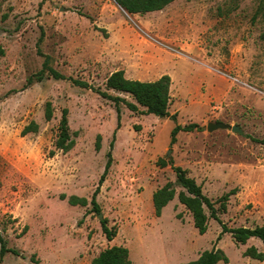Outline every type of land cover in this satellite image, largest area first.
I'll list each match as a JSON object with an SVG mask.
<instances>
[{"label": "rangeland", "instance_id": "374dc122", "mask_svg": "<svg viewBox=\"0 0 264 264\" xmlns=\"http://www.w3.org/2000/svg\"><path fill=\"white\" fill-rule=\"evenodd\" d=\"M0 45V231L26 256L7 254L0 264H32L33 254L42 264H92L116 245L130 250L134 264L186 263L218 245L228 264H264L244 256L252 246L264 252L259 239L242 245L227 233L219 240L223 228L214 219L200 235L185 208L174 219L168 207L159 220L150 207V194L176 181L172 167L159 164L173 158L217 207L233 192L230 211L220 215L229 228L264 225V0H176L145 15H131L115 0H2ZM46 57L67 80L37 81ZM119 70L141 81L170 75V113L185 108L177 123L199 128L180 132L171 144L175 121L121 102L118 129L116 102L95 89L136 104L107 89ZM47 102L54 106L51 121ZM65 108L76 140L69 153L55 148ZM33 121L39 132L23 137ZM209 123L244 133L209 132ZM115 133L114 163L98 196L100 219L91 199ZM236 163L244 164V191L233 180L219 187L225 174L236 176ZM74 195L89 206L70 205ZM104 219L117 230L113 241L103 233Z\"/></svg>", "mask_w": 264, "mask_h": 264}, {"label": "trees", "instance_id": "16d2710c", "mask_svg": "<svg viewBox=\"0 0 264 264\" xmlns=\"http://www.w3.org/2000/svg\"><path fill=\"white\" fill-rule=\"evenodd\" d=\"M117 4L131 15H145L152 12H158L165 9L176 0H115ZM2 0H0L1 4ZM5 51L0 45V55H4ZM50 57H46L43 69L37 76V81L42 82L45 76L48 75L56 80H67L68 78L58 72L50 65ZM33 79H30L28 84H32ZM76 84L88 88L89 85L84 82L75 81ZM171 84L172 79L170 75H163L155 81H141L128 79L124 70L114 72L106 81V87L108 90H114L119 93L130 95L136 102V104L128 102L125 98L116 97L110 95L107 92H102L95 89V92L100 94L102 98H106L116 102L118 108V129L121 128V110L119 104L121 102L128 105V107L138 112L139 107L143 108L142 114L155 115L160 119L170 118L176 122V126L171 133V144H175L177 136L180 132H192L199 128L197 124H191L188 126H182L177 123V115L170 113L171 105ZM54 117V106L52 102H47L45 106V118L47 121H51ZM39 125L33 121L26 126L21 135L27 136L30 133H38ZM116 133L114 134L113 141L110 144V150L107 153V162L105 170L100 177L99 184L95 189L92 199L91 212L100 214L102 213L101 206L98 202V196L101 193L102 186L107 180L110 170L114 163L113 149L115 146ZM76 146V140L73 138L69 121V109L65 108L62 111V118L59 125V133L55 140L56 150L69 153ZM95 148L99 152L102 149V136L98 135L95 142ZM56 151L52 150L49 153L50 157H54ZM159 164L162 167L171 166L175 175L176 181H168L163 187L159 188L153 194V204L155 209V215L161 217L163 209L178 197L179 202L186 207V209L192 214L194 227L198 230L200 235H205L209 230V221L214 219L223 228L219 240L223 234H230L232 239L237 244L246 245L252 238H257L264 244V226H258L256 228L238 227L229 228L220 215L225 214L228 211V202L233 192L224 195L221 199L220 206L217 207L208 196L204 194L202 185L198 184L196 179L189 175V171L182 166L175 165L174 159L169 158L167 160L161 159ZM63 200L66 199L65 195H62ZM69 203L72 206L88 207L90 202L85 197L71 196ZM103 233L109 241H113L117 236V230L108 226V221L104 219L102 222ZM7 254H12L16 257L26 256L18 249L8 246V242L4 239L0 231V260L3 262ZM245 257H251L253 259L264 261V253L260 252L256 247L252 246L244 253ZM32 264H42L41 260L36 254L30 257ZM221 262L228 264L230 259L226 252L221 248H214L212 250L204 251L197 260L190 261L181 264H220ZM92 264H134L130 257V250L125 246H112L102 251L92 261Z\"/></svg>", "mask_w": 264, "mask_h": 264}, {"label": "crops", "instance_id": "0c3cea01", "mask_svg": "<svg viewBox=\"0 0 264 264\" xmlns=\"http://www.w3.org/2000/svg\"><path fill=\"white\" fill-rule=\"evenodd\" d=\"M185 108H182V110H181V108L180 109H177V111H175V113L174 114H177L178 116H179V118L181 117V115L185 112ZM173 114V115H174ZM231 166H232V169L234 170V172L236 173V176H233V175H226L225 174V177L222 179V181H216L217 183H218V185H219V187H221V188H224V189H227V187L229 186V184H228V182L229 181H231V180H233L234 181V183H236V185L237 186H240V188L242 189V191H244V187H243V184H244V181H243V176H242V174L244 173V164H240V163H236V165H234V164H231ZM184 168V167H183ZM184 169H186V168H184ZM187 170V169H186ZM226 173V172H225ZM190 175V174H189ZM194 178V177H193ZM230 178H232V179H230ZM197 181V180H196ZM198 183V182H197ZM231 183H233V182H231ZM199 184V183H198ZM210 184H212V181L210 182ZM161 187H163V186H161ZM161 187H158L156 190H154V192L155 191H157L159 188H161ZM254 190H255V186L252 188V190H250V193H254ZM204 191V190H203ZM154 192H152L151 194H150V199H151V203H150V207L154 210V212H155V209H154V204H153V194H154ZM205 194V193H204ZM242 194H243V192H241V193H239L238 195H237V197L238 198H244L243 196H242ZM176 199H178V197H176L172 202H170L164 209H163V211H162V215H161V217H158V219L159 220H162L163 219V216H164V213H165V211H166V209L168 208V207H172V218H174V216L176 217V215L177 214H180V212H182L183 210H184V208L186 209V207L184 206V205H182L180 202H179V199H178V203H176L177 201H176ZM187 210V209H186ZM188 211V210H187ZM228 211H230V209H228ZM189 212V211H188ZM190 213V212H189ZM229 213V212H228ZM226 214V213H225ZM190 215H191V217H189V219H191L192 221H193V217H192V214L190 213ZM175 219V218H174ZM222 219V218H221ZM177 220V219H176ZM210 222V221H209ZM193 224H194V222H193ZM261 226H264V225H261ZM252 239H254V238H252ZM252 239H250V240H252ZM257 239V238H256ZM249 240V241H250ZM248 241V242H249ZM261 241V240H260ZM262 242V241H261ZM264 245V244H263ZM116 246H118V245H116ZM120 246H122V245H120ZM217 248H220V245H218V247ZM260 252H262L261 250H259ZM264 253V252H263ZM187 263V262H186Z\"/></svg>", "mask_w": 264, "mask_h": 264}, {"label": "water", "instance_id": "95a60500", "mask_svg": "<svg viewBox=\"0 0 264 264\" xmlns=\"http://www.w3.org/2000/svg\"><path fill=\"white\" fill-rule=\"evenodd\" d=\"M229 130L231 129L234 133H239V134H243L244 131L242 129H240L238 126H230L224 123H209L207 130L209 132H213L216 130ZM169 155L171 154V151H169L168 153ZM100 219H103V215L102 213L99 214Z\"/></svg>", "mask_w": 264, "mask_h": 264}]
</instances>
